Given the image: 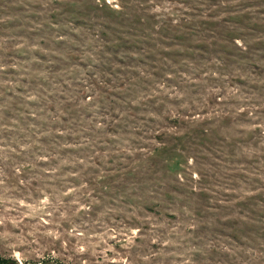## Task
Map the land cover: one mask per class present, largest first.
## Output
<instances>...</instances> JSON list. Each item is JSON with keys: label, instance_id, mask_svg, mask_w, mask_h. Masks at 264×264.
<instances>
[{"label": "rangeland", "instance_id": "rangeland-1", "mask_svg": "<svg viewBox=\"0 0 264 264\" xmlns=\"http://www.w3.org/2000/svg\"><path fill=\"white\" fill-rule=\"evenodd\" d=\"M0 255L264 264V0H0Z\"/></svg>", "mask_w": 264, "mask_h": 264}, {"label": "trees", "instance_id": "trees-1", "mask_svg": "<svg viewBox=\"0 0 264 264\" xmlns=\"http://www.w3.org/2000/svg\"><path fill=\"white\" fill-rule=\"evenodd\" d=\"M0 264H18L16 261L7 259L0 255Z\"/></svg>", "mask_w": 264, "mask_h": 264}]
</instances>
